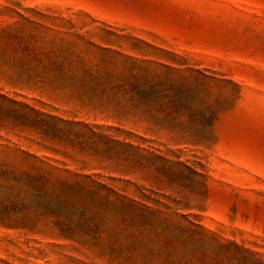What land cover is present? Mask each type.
<instances>
[{
  "label": "rangeland",
  "instance_id": "1",
  "mask_svg": "<svg viewBox=\"0 0 264 264\" xmlns=\"http://www.w3.org/2000/svg\"><path fill=\"white\" fill-rule=\"evenodd\" d=\"M97 76L202 87L206 142L56 88ZM0 264H264V0H0Z\"/></svg>",
  "mask_w": 264,
  "mask_h": 264
},
{
  "label": "trees",
  "instance_id": "2",
  "mask_svg": "<svg viewBox=\"0 0 264 264\" xmlns=\"http://www.w3.org/2000/svg\"><path fill=\"white\" fill-rule=\"evenodd\" d=\"M201 76V82L205 81L206 75ZM68 82L67 85L56 88L70 89L71 97L80 102L81 110L87 114L121 123L144 124L147 130L158 133L166 131L174 140L184 143L206 142V106L196 105V101L204 93L202 87L196 90L187 89L144 77L116 79L111 76H97L73 78ZM43 84L50 87L56 85L53 78ZM46 117L47 121L41 124L40 128H43L51 139L60 138L59 134L76 132L77 127L89 128L85 123ZM92 133L96 135L95 132ZM16 224L15 226L23 229H30L32 226V223L26 220H19Z\"/></svg>",
  "mask_w": 264,
  "mask_h": 264
}]
</instances>
